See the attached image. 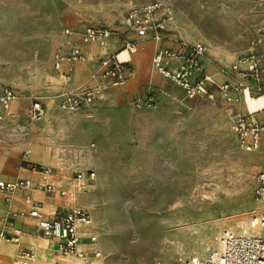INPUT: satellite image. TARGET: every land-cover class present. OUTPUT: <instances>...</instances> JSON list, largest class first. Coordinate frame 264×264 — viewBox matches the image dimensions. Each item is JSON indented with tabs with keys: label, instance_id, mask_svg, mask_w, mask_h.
Here are the masks:
<instances>
[{
	"label": "rangeland",
	"instance_id": "obj_1",
	"mask_svg": "<svg viewBox=\"0 0 264 264\" xmlns=\"http://www.w3.org/2000/svg\"><path fill=\"white\" fill-rule=\"evenodd\" d=\"M234 1L0 0V83L20 94L26 85H42L65 29L113 26L132 8L154 3L172 12L176 40L201 41L218 60H230L242 55L230 48L244 43L230 31L241 12ZM227 106L203 98L178 114L152 115V125L136 127L132 142L92 138L87 152H66L69 180L75 171L95 173L84 188L90 196L73 201L92 218L81 231L87 256L98 251L101 264H182L207 257L224 229L241 232L235 229L244 223L250 231L249 218L262 209L253 189L264 151L239 147ZM88 234L94 243H87ZM206 242L209 248L197 253Z\"/></svg>",
	"mask_w": 264,
	"mask_h": 264
},
{
	"label": "crops",
	"instance_id": "obj_2",
	"mask_svg": "<svg viewBox=\"0 0 264 264\" xmlns=\"http://www.w3.org/2000/svg\"><path fill=\"white\" fill-rule=\"evenodd\" d=\"M234 2L240 7L241 12L234 15L231 20L230 31L235 38L244 39V43L239 47H231L230 51L242 55L263 53L264 2L260 3L257 0ZM165 14V9L157 8L150 14V18L152 21H159ZM71 28L72 41L79 43V36L86 27L78 25ZM108 28L112 35L105 46L80 43L85 59L74 63L68 81L61 76V71L66 68V63L63 62L60 71L54 68L49 71L42 85L22 87V97L13 105L12 114L0 120V179L10 182L26 179L32 185L48 181L55 184V191L51 193H44L33 187H19L11 193L0 191V230L9 232L7 220H11L22 231L18 243L0 239V264H8L10 261L13 263L21 250L32 251L34 255L38 251L41 256L39 258L35 256L33 264H52L57 260H64V257L57 256L54 252L53 239L37 234L35 220L30 217L29 209L33 204L37 205L42 215L52 217L54 212L74 206L73 201L66 198L65 192L61 190L63 186L60 184V172L58 173L59 168L65 169L64 167L70 164L66 154L68 150L81 147L87 152L92 138H96L97 143H104L110 136L115 142L121 141L124 137L132 142L134 141L132 133L136 127L152 125L150 118L152 115H161L163 118L169 114H178V108H188L203 99L200 96L186 97L180 87L156 71L151 59L158 43L150 37L149 32L137 35L126 25L125 18ZM163 35L165 39L162 45L177 46L175 40L180 36L173 23L166 26ZM125 40L133 41L136 50L129 55L131 70L126 74L124 84L108 87L89 107L76 110L62 109L59 105V93L76 85H96L101 71L100 59L109 53L117 52ZM218 59L217 54L207 48L201 57V63L206 71L216 73L215 64ZM48 60L50 62V59ZM224 78L217 75V80ZM228 93L231 96L238 95L233 86H230ZM145 94L150 95L155 104L135 107L133 101ZM30 97L41 98L45 103L46 114L39 122H31L26 116L25 109ZM216 100L228 105L226 112L228 117H245L247 114L248 109L243 106L241 100L226 102L221 96H216ZM146 116L150 121L145 119ZM93 117L94 119H91ZM252 117L264 125V108L254 112ZM259 148L264 151V130L261 132ZM30 149L32 153H29ZM40 161L53 166L50 176L32 168ZM83 229L84 226L80 228L81 231ZM85 245L82 243L80 247L85 248Z\"/></svg>",
	"mask_w": 264,
	"mask_h": 264
},
{
	"label": "built area",
	"instance_id": "obj_3",
	"mask_svg": "<svg viewBox=\"0 0 264 264\" xmlns=\"http://www.w3.org/2000/svg\"><path fill=\"white\" fill-rule=\"evenodd\" d=\"M157 8L166 10L162 20L152 21L150 14ZM172 19V12L161 3H154L143 7L132 8L125 17V23L131 27L137 35H145L158 43V47L152 55V65L158 73L180 87L186 97L200 96L205 99H213L221 96L226 102L246 103L247 98H256L264 95V52L239 55L230 60H216V73L206 71L201 63V57L207 51V46L201 41L177 39L176 47L162 45L165 39L163 31L166 24ZM72 31L64 30V39L59 49L53 55V67L57 71L66 63L65 70L61 71L63 79L68 81L73 71V65L79 60L85 59L81 44H96L105 46L112 31L105 26H88L79 36V43L72 41ZM136 50L133 41L125 40L123 46L115 53H109L100 59L98 82L94 86L76 85L65 88L59 93V105L62 109L76 110L89 107L108 87L123 85L126 74L130 72V53ZM122 51L128 53L127 58L120 59ZM218 76L225 77L217 80ZM233 86L238 95L231 96L228 93ZM22 95L7 84L0 83V119L2 116L12 114L13 105L21 99ZM155 102L150 95L145 94L133 101L135 107L153 106ZM264 108V107H263ZM25 113L29 121L39 122L46 114L45 103L38 97H30ZM254 112L247 111L245 117L233 118V128L237 144L245 150H253L260 145L261 125L252 117ZM250 134V139L246 135ZM32 168L40 173L51 172L49 167L33 165ZM38 168V169H37ZM93 171H75L73 180L80 188H88L94 180ZM19 187L35 188L44 193L55 191L53 181L32 185L29 180L18 179L16 181H4L0 179V191L13 192ZM64 193V191H62ZM254 200L262 206L259 213L252 215L248 220L247 232H235L224 229L217 237V247L207 257L191 256L185 258L182 264H264V164L256 177L253 189ZM29 215L35 220L37 234L44 238L54 240V252L57 256L71 255L74 261H55L52 264H79L76 261L85 259L87 252L80 247L82 239L80 228L88 227L92 218L88 210L79 206H72L67 210L54 212L52 217L42 215L37 205H32ZM10 231L0 230V239L18 243L22 235L21 229L7 220ZM88 244L95 242V236L88 234L85 237ZM94 256L99 255L96 250ZM35 255L32 251L21 250L18 258L11 264H33ZM83 264H91L85 260Z\"/></svg>",
	"mask_w": 264,
	"mask_h": 264
},
{
	"label": "bare ground",
	"instance_id": "obj_4",
	"mask_svg": "<svg viewBox=\"0 0 264 264\" xmlns=\"http://www.w3.org/2000/svg\"><path fill=\"white\" fill-rule=\"evenodd\" d=\"M128 56V53L126 51H122V53L119 54V58L120 59H125V57ZM127 58V57H126ZM245 107L250 111V112H256L260 109H262L264 107V95L263 96H258L256 98H247L246 99V103H245ZM31 150V149H30ZM29 150V152H30ZM28 151V150H27ZM28 154V153H27ZM39 163L41 166H48L50 169L53 168V166H51V164L44 162V161H40V162H36ZM36 165V164H35ZM38 165V164H37ZM52 172V171H51ZM51 172L45 175H51ZM60 172L59 176L61 179V186L65 187L66 190L68 191L66 197L71 200V201H78V199L80 197H88L90 196V191L86 190L84 188H80L76 182L73 179H68V174L66 172L65 169L63 168H59L58 173ZM59 186V185H58ZM86 193V194H84ZM260 208V207H259ZM261 209V208H260ZM235 230H240L241 232H247L248 230L246 229V226H244V223H242L238 228H236ZM45 241V240H43ZM210 242H215L214 239L209 241ZM211 244H208V242H206L205 244L201 245L200 247H198L196 249V252L201 254L203 253L205 250H207L209 248ZM36 258H39V253L38 251H36L35 253ZM63 260V259H62ZM65 261H74V259L71 257V255H66L64 257ZM85 260H89L91 262V264H101L102 261L101 259L97 256L94 257H89L86 256L85 259H79L76 262L79 264H83V262ZM58 261V260H57ZM41 263V262H40Z\"/></svg>",
	"mask_w": 264,
	"mask_h": 264
}]
</instances>
